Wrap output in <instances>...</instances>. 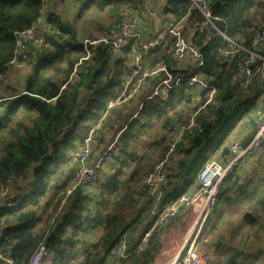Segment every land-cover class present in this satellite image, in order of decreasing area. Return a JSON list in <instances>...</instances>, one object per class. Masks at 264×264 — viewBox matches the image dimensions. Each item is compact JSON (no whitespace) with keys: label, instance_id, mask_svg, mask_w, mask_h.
<instances>
[{"label":"trees","instance_id":"16d2710c","mask_svg":"<svg viewBox=\"0 0 264 264\" xmlns=\"http://www.w3.org/2000/svg\"><path fill=\"white\" fill-rule=\"evenodd\" d=\"M60 1L0 0V78L11 82L14 60L20 62L18 68L23 63L28 68L21 88L0 83V97L4 88L7 98L0 111V190L10 187L14 200L13 207L0 212V251L15 264H28L41 243L50 253L42 264H152L160 248L158 237L166 227L154 228L141 245L156 206L147 199L143 180L162 164V202L186 194L224 144L231 122L264 95L262 76L255 73L264 62V46L256 50L251 46L264 26V0H206L211 23L192 0H158V16L149 18L151 23L163 15L161 21L170 20V27L179 29L200 57L177 63L171 57L174 38L169 29L161 38L149 34L156 44L142 55L143 63L151 67L158 63L165 71L144 85L140 109L118 129L112 166L93 192L77 188L68 195L74 177L71 155L93 124L104 125L103 115L132 72L129 49L119 52L101 43H84L107 36L124 10L140 11V4L139 0H73L70 13L65 7L43 12L47 3L50 7ZM35 24L44 30V42L27 45L28 56L22 60L15 51L17 33ZM234 45L259 56L251 76L244 77L238 65L249 53L230 55L237 50ZM166 72L174 78L200 74L210 88L197 92L182 83L165 99H146ZM192 116L195 125L169 152L172 128ZM142 136L147 140H140ZM217 199L200 239L216 229L222 204L231 200L229 188H220ZM123 233H127L125 256L108 260L107 251Z\"/></svg>","mask_w":264,"mask_h":264},{"label":"built area","instance_id":"2783aa9c","mask_svg":"<svg viewBox=\"0 0 264 264\" xmlns=\"http://www.w3.org/2000/svg\"><path fill=\"white\" fill-rule=\"evenodd\" d=\"M158 0H139L140 11L142 15L147 18L155 19L158 16L157 6ZM193 4L204 14L208 23H211L209 17L210 13L206 9V0H192ZM132 8L124 10L123 16L119 24L110 30L107 36L97 41H85V45L101 43L105 46H111L115 51H122L129 49L131 54V68L132 72L127 77L119 96L110 102V107H124L132 99L139 96L145 89L144 85L147 80L154 77L159 71L165 69L158 66H145L142 60V55L147 52L150 47H153L156 42L154 39H146L141 33L143 25L139 17L133 12ZM169 33L174 38L173 49L171 57L175 62L184 61L185 58L199 59L198 51L193 48L187 40L182 36L181 31L175 27H170V21L167 23ZM201 29H199L200 31ZM217 33L224 40L228 41L227 36L223 32ZM45 32L37 24L26 31L18 32L15 43V51L19 54L22 60L28 56L27 45H42L44 42ZM237 50L230 52V55H237L239 51L245 50L243 47L234 45ZM252 49L256 50L264 46V26L255 35L254 41L251 44ZM249 53L248 56L242 58L240 66L241 73L244 77L252 75L255 58L259 56L252 50H245ZM88 55V52H87ZM241 56L238 55V58ZM260 59H263L260 57ZM264 61V59H263ZM13 65L19 66L20 62L14 60ZM264 81V62L261 68H258L255 73H259ZM186 84L193 87L197 92L204 91L210 86L200 74L191 76L173 77L166 72L165 78L161 79L154 85V88L148 92L146 99L152 97H159L165 99L169 91L179 84ZM198 99V97H197ZM6 97H0V105L6 101ZM140 109V107H139ZM195 125L194 117H190L186 124L174 126L169 140V152H171L176 144L181 140V137L186 130L191 129ZM101 126L100 123H95L82 141V146L70 157V164L74 170V177L71 185L67 190V195L77 188H81L84 193L91 194L93 188L100 180L104 172L109 170L112 166L113 151L116 146V139H113L103 152L98 155L93 153V142ZM264 149V119L252 137L250 142L242 146L237 140H230L228 144V154L220 160L210 158L206 164L199 171L196 180H198V190L194 193L180 194L167 202L161 200V186L165 183V173L162 170V164H159L144 180L143 186L148 200L155 202V209L153 211V224L151 228L144 232L141 239V245L148 241L151 231L154 228L169 226L170 222L176 220L180 212L194 209L192 215V227L189 236L183 242L173 264H206L212 253L209 251L207 259L198 252L199 246H203L207 241L201 240L198 236L206 221L208 214L216 206L218 199L217 195L220 188L226 182V179L233 176L236 170L244 159L251 155H258ZM14 206L12 189L10 187L0 190V212ZM212 247V246H211ZM127 250V233L120 235L113 246L107 251L108 260L122 259ZM50 253L45 244H40L30 258L28 264H42L49 257ZM0 261L3 264H15L10 256L2 255L0 251ZM173 261V260H172Z\"/></svg>","mask_w":264,"mask_h":264},{"label":"crops","instance_id":"0c3cea01","mask_svg":"<svg viewBox=\"0 0 264 264\" xmlns=\"http://www.w3.org/2000/svg\"><path fill=\"white\" fill-rule=\"evenodd\" d=\"M61 1L57 3L51 2L50 7H48L47 3L43 12L47 9L62 11L64 7L68 6V3L67 0ZM133 12L139 17L143 25L141 33L144 40L150 39L149 34H155L156 37L160 38L162 37L168 25V21H161L163 15L151 23V20L142 15L139 9L133 10ZM3 80L5 82L7 78L4 77ZM263 84L264 81L261 83V86ZM1 95L5 96L2 94V91ZM137 98L139 97L137 96ZM139 103L140 100H138L137 104ZM137 107L139 109L140 106L137 105ZM3 108L4 104H1L0 111H3ZM136 110L137 108L129 112L122 126L127 123L130 114L137 112ZM127 111H129V107H126V105L124 107L115 106L108 108L107 112L103 115L102 123L104 122V125L101 126L99 133V136L101 135L103 139V143H99V137H95L93 142L94 155L103 152L113 139H117L118 129L122 127L119 125L120 117L127 114ZM263 114L264 95H261L247 112L244 111L243 114L231 122L226 132L227 135L224 144L216 151V154L212 158L217 160L222 159L223 157H220V153L225 146H228L230 140H237L242 146L248 144L258 130L261 120H263ZM222 187L225 190L229 188L231 200L222 204L221 219L216 229L208 235V238L201 239L203 243L204 240L207 242L203 246H199V254L205 256L207 259L209 251L212 253L206 264H225L228 260L233 261V264H264V149L258 155L246 157L236 170V173L230 176L229 179L227 178ZM198 188V180H196L186 194L194 193ZM229 205H235L238 212H246L245 215L250 217L252 221L246 224L243 223L236 229L234 220L240 218V215L230 214L225 217L223 208ZM194 212V209L189 210V212H180L177 218L178 221L170 225V227H166L159 235L160 248L155 254L152 264H169L176 258L175 254L177 256L183 242L190 234L193 221L192 215ZM235 233L243 235V238L235 239L233 236ZM238 241L245 243V249L242 250L239 256L236 255L235 251H231L227 257L225 255L227 250L224 247H226L227 243L233 245L234 242Z\"/></svg>","mask_w":264,"mask_h":264},{"label":"rangeland","instance_id":"374dc122","mask_svg":"<svg viewBox=\"0 0 264 264\" xmlns=\"http://www.w3.org/2000/svg\"><path fill=\"white\" fill-rule=\"evenodd\" d=\"M67 3H68V6H66L64 9L66 10L67 13H70L73 10V8H72L73 0H67ZM18 67L19 66H15V67H11V69H10V73H11V76H12L11 82H9V80H8V82H7V80L4 82V80L2 78H0V83H1L2 87L5 84L6 85L9 84L10 86H13V87L14 86H18L19 88H21V86L23 85V83L25 81V76L28 73V68H27V64H25V63H23L22 67H20V68H18ZM2 90H3L2 94L6 95V93L4 91V88H2ZM141 94H142V92L139 94V96ZM138 100H139V98L136 97V98L132 99L131 101H129V103L126 105V107L127 106L129 107V111H127L128 112L127 114L121 116V118L119 120L120 121V124H119L120 126H122V123L125 122L126 117L129 114V112H131V111H133L134 109L137 108ZM153 132H156V133H158L160 135H163V132L157 131L156 128H153ZM99 133H100V130L97 133L96 137H99ZM140 140L146 141L147 137L146 136H142L140 138ZM73 173H74V170H73ZM102 178H103V174L100 177V181L102 180ZM223 210L225 211V217H227L230 214H239L240 215V218L234 220V222H235L234 226H235L236 229H238L239 225H242L243 223H245V224L246 223H250L252 221V219L250 217L245 215L246 212L245 213L238 212L236 210V208H235V205L226 206V207L223 208ZM177 218H176L175 221L170 222L169 226H167V227H170V225H172L173 223L177 222L178 221ZM235 228H234V230H235ZM233 236L235 237V239L243 238V235H239V233H235ZM231 238H232V236H231ZM224 248L227 250V253L225 254L227 257H228V254L231 253V251H235L236 255L239 256L242 253V250L245 249V243L243 241L234 242L233 245H230L229 243H227L226 247H224ZM175 257H176V254H175ZM225 264H233V261L228 260V262L227 263L225 262Z\"/></svg>","mask_w":264,"mask_h":264},{"label":"water","instance_id":"95a60500","mask_svg":"<svg viewBox=\"0 0 264 264\" xmlns=\"http://www.w3.org/2000/svg\"><path fill=\"white\" fill-rule=\"evenodd\" d=\"M263 82V81H262ZM261 82V83H262ZM133 117V116H132ZM228 154V146H225L222 150V152L220 153V157H225V155Z\"/></svg>","mask_w":264,"mask_h":264},{"label":"bare ground","instance_id":"6f19581e","mask_svg":"<svg viewBox=\"0 0 264 264\" xmlns=\"http://www.w3.org/2000/svg\"><path fill=\"white\" fill-rule=\"evenodd\" d=\"M175 260L171 261L169 264H173Z\"/></svg>","mask_w":264,"mask_h":264},{"label":"clouds","instance_id":"9594fccd","mask_svg":"<svg viewBox=\"0 0 264 264\" xmlns=\"http://www.w3.org/2000/svg\"><path fill=\"white\" fill-rule=\"evenodd\" d=\"M1 97H5V96H1ZM118 136H119V134H118Z\"/></svg>","mask_w":264,"mask_h":264}]
</instances>
